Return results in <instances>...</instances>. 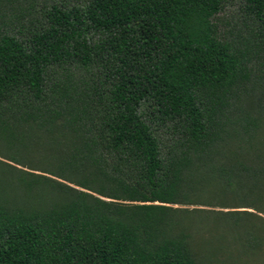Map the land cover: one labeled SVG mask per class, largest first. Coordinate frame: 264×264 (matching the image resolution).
I'll list each match as a JSON object with an SVG mask.
<instances>
[{"label": "trees", "instance_id": "16d2710c", "mask_svg": "<svg viewBox=\"0 0 264 264\" xmlns=\"http://www.w3.org/2000/svg\"><path fill=\"white\" fill-rule=\"evenodd\" d=\"M225 1L0 0V264L264 254V0Z\"/></svg>", "mask_w": 264, "mask_h": 264}, {"label": "rangeland", "instance_id": "374dc122", "mask_svg": "<svg viewBox=\"0 0 264 264\" xmlns=\"http://www.w3.org/2000/svg\"><path fill=\"white\" fill-rule=\"evenodd\" d=\"M242 0H226L224 3L223 10L219 13L220 17V28L225 31L237 32L238 28L242 26L243 17H242ZM255 72L258 75V81L260 84H256V88H253L248 91L249 94L245 99H241L238 102V106L244 110L251 111L252 108L256 107L258 103L264 105V60H258L254 63ZM262 90V91H261ZM260 93H262L260 95ZM258 96L261 98L258 100ZM21 167V166H18ZM27 169V168H24ZM35 172V171H34ZM39 173V172H37ZM191 206H189L190 208ZM214 218L211 217L208 220L209 224H213ZM217 230V229H216ZM205 239L199 237L196 239V245L199 249L205 250ZM238 244H229L224 249H221L216 252V258L221 263H230L234 261V264H262L264 259V254L256 256L255 258H249L240 253ZM264 253V252H261ZM220 264V263H219Z\"/></svg>", "mask_w": 264, "mask_h": 264}]
</instances>
